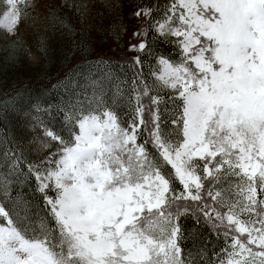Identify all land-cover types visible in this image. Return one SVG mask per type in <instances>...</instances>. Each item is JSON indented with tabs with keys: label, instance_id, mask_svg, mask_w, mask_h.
I'll list each match as a JSON object with an SVG mask.
<instances>
[{
	"label": "snow or ice",
	"instance_id": "1",
	"mask_svg": "<svg viewBox=\"0 0 264 264\" xmlns=\"http://www.w3.org/2000/svg\"><path fill=\"white\" fill-rule=\"evenodd\" d=\"M6 6L11 33L31 5ZM153 13H135L154 23L134 36L154 29L179 49L153 72L170 90L169 118L136 79L126 120L103 95L66 111L70 135L46 130L60 147L29 167L47 215L22 220L0 204V264H264V0H168ZM189 213L223 237L219 253L185 249Z\"/></svg>",
	"mask_w": 264,
	"mask_h": 264
},
{
	"label": "trees",
	"instance_id": "2",
	"mask_svg": "<svg viewBox=\"0 0 264 264\" xmlns=\"http://www.w3.org/2000/svg\"><path fill=\"white\" fill-rule=\"evenodd\" d=\"M62 3V9L51 17V27L54 28L52 32H59L63 40H57V45L52 44L48 53L41 51V62L37 66H23L20 53L8 51V43L0 46V179L7 177L9 181L8 194L0 192V204L22 220L38 221L47 215L43 194L28 167L29 162H34L28 159L26 152L32 126L67 138L70 131L65 112L81 104L87 107L95 95H103L105 102L126 120L134 115L128 104L133 79L144 80L154 87L149 62L159 54L179 57V49L172 45V40L153 37V32L144 37L149 48L138 54L142 67L125 53L111 49L98 54L88 53L72 25L79 16L77 2L62 0ZM167 3L168 0H136L133 4L153 8V15L162 18ZM128 4H132L131 0ZM53 33L52 40L55 38ZM4 36L0 31V42ZM120 36H123L122 32ZM158 92L164 98L160 105L162 118L168 119L174 107L168 99L171 93ZM144 99L147 103V97ZM181 225L188 237L182 242L185 249L195 250L206 245L211 255L224 247L223 237L218 239L203 219L196 224L189 213L181 217Z\"/></svg>",
	"mask_w": 264,
	"mask_h": 264
},
{
	"label": "rangeland",
	"instance_id": "3",
	"mask_svg": "<svg viewBox=\"0 0 264 264\" xmlns=\"http://www.w3.org/2000/svg\"><path fill=\"white\" fill-rule=\"evenodd\" d=\"M74 1L78 4L79 16L72 25L76 27L75 35L83 40L88 53L98 54L111 49L117 53H125L133 60L138 56L139 51L129 49L131 45L137 44L141 39L144 40L145 36H134V33H143L149 24L154 23L153 20L146 22L143 16L135 15L144 6L134 5L136 0H131L132 4H128V0ZM30 5L13 32L9 33L6 29L0 28L1 33L6 35L5 41L2 39L0 46L8 43L10 47L8 51L20 53V62L23 66L35 67L41 62L39 53L41 51L48 53L47 50L57 45V40L61 41L62 35L59 32H52L54 28L51 27L53 23L51 17L57 14L58 9H62L63 3L62 0H30ZM6 7V0H0V14L6 10ZM151 32L153 37L158 36L154 29ZM52 33L55 36L53 40ZM167 40L173 38L168 37ZM149 67L155 79L153 72L158 70L156 58L149 62ZM154 88L157 91L170 92L160 86L156 79ZM28 140L30 144L26 152L28 159L34 161L29 162L28 167L33 165L43 167L49 155L60 147L56 141L47 136L46 130L36 126H32Z\"/></svg>",
	"mask_w": 264,
	"mask_h": 264
}]
</instances>
